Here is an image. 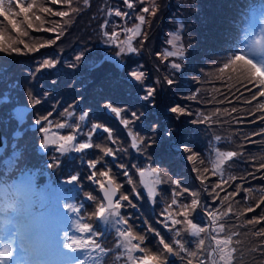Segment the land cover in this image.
Returning a JSON list of instances; mask_svg holds the SVG:
<instances>
[{
    "label": "snow or ice",
    "instance_id": "snow-or-ice-1",
    "mask_svg": "<svg viewBox=\"0 0 264 264\" xmlns=\"http://www.w3.org/2000/svg\"><path fill=\"white\" fill-rule=\"evenodd\" d=\"M122 3L125 8L135 12V21H137L132 27L121 28V32L125 33V39L117 41L119 33L115 29L111 32L103 31L108 21H105L101 25L102 34L106 38V42L117 43L119 47L117 56L125 52L134 53L138 51L133 46V40L137 37H143L140 40V44L143 45L147 39V34L142 31L143 26L145 24L150 25L151 23L147 17H155L159 11L156 0H122ZM82 4L83 8H87L90 6V0H82ZM50 5H66L68 6V10H55ZM138 5H141V7H139V11H136ZM83 8L76 4V0H0V17L3 18V21H0V53L5 55H25L55 45L57 40L64 34V26L71 23L72 15L83 11ZM107 15H114L124 19L129 17L130 12L122 11L120 8H108ZM48 17H59L61 20L54 22L48 19ZM4 22H6V25ZM53 23L55 25L54 27L45 26L46 24ZM28 30L55 33V38L43 42H35L31 38ZM179 41L180 36L172 33L171 38L167 41L172 47V50L157 53V56L161 59V63L171 57H184V46L179 44ZM83 56L84 53H80L75 57V60L80 61ZM56 63V60L44 59L37 66L33 75L44 69L54 68ZM69 67H76V65L71 64ZM169 67L179 73L183 70L184 66L179 62L173 61L169 64ZM10 71V69H0V73H2L0 74V83H3V76L7 75ZM218 71L220 73V79L235 81L236 84L240 85V88H243L250 94V98L244 99L245 104L253 106L247 113L249 116L255 117L250 122L256 123L257 120L264 122V100L258 99L264 98V39L257 38L246 49L234 52ZM225 73H227L226 76ZM127 76L131 80L143 84L145 73L137 68L129 71ZM165 82L169 86L176 83L174 79L168 77H165ZM199 82V80H196V83ZM232 87H235V85L233 84ZM231 90L229 88L230 92ZM6 91L7 85H5ZM236 91L239 92V88ZM5 92H0V100L7 99ZM198 92L199 89L194 91L190 96L184 97V99L194 101L197 99ZM155 95V88L146 87L145 95L141 99L150 102L154 106ZM242 95L243 93H240V96ZM27 96L30 106L35 107L41 103L40 99H37L32 92L29 91ZM235 98L239 99L240 97ZM213 100H215V97H213ZM208 102L211 103L212 101ZM215 102L221 104L227 102L231 104L232 100L225 96L223 100H215ZM4 106V103H0V108ZM103 108L113 113L120 123L128 129V136L131 138V147L133 149L141 151L142 145L147 143L150 146L156 143L155 140L146 141L145 137L133 132L129 127L130 124L140 119L142 113L138 115L136 112H132L131 118L129 119L123 115L126 109L115 107L111 103H104ZM168 111L176 114L177 118L180 116L195 115L197 118L192 119L190 123L200 125L213 123V117L216 116H231L232 113L237 112V109L233 107L229 111L228 109L216 108L211 115H206L201 111L193 113L187 106L177 104L170 107ZM65 114L67 116L72 115L67 109L65 110ZM17 115L20 118L23 117V113H17ZM51 115L52 113L49 112L47 115L35 120L36 125H41L38 129L42 134L40 148L48 149L50 146H54L55 150L61 155L69 152L84 153L93 148H98L103 153L102 157L87 161L88 168L92 170L87 176V179L97 186V192L99 193V195H94L92 192L85 193V198L95 204L94 210L87 215L90 221L94 219L106 226L115 227L117 236L115 246L119 250V255L116 257L117 260L124 257L128 264H170V257H178L183 264H238V253L240 251L238 245L240 241L235 238L240 233L230 230L226 221L229 219L230 214L240 218L246 215V213L253 212L255 208L248 206L240 212L234 207V198L239 195L241 185H235L236 191L228 192L226 188L230 187L231 182L237 180L238 177L229 175L225 179L224 172L226 165L242 155V153L233 150L221 151L216 149L214 159L208 162L211 165L210 170L208 166H205V160L200 158V153L193 151L188 145L182 144L179 146L183 153L187 154L186 159L193 165L192 171L197 173L196 179L201 185H206L209 175L216 176L219 174L221 179L211 185L209 195L212 196V205H202L199 192L191 191L183 187L179 180L170 178V183L175 186L172 191V199L161 212V216L164 219L158 221V223L162 224L169 232H172L173 236L170 239H166L160 231H157V229L151 226L148 227L147 231L154 233V238L157 239L158 246L153 250L143 246L146 236L137 234L133 226L129 224L128 217L121 214V209L125 207L123 202L126 201L127 206L132 208H135L136 205L132 203L129 195L123 193L122 185L117 181L116 174L112 172L111 168L102 167L100 170H97L98 165H103V157L110 156L115 158L116 152L119 149L114 150L110 147H102L99 144H94L92 138L94 134L102 130L108 134V140L112 141V143H117L112 129L101 123H93L88 132L84 134L87 139L78 140L79 130L81 128L79 122L85 121V118L89 116V112L84 111L78 117V122L75 125L67 124V122H59L52 125L49 121V116ZM215 122L221 123L223 121L217 120ZM52 127L56 129H64L67 127L70 131L67 134H60L59 132H53ZM153 127H156V125H153ZM166 135L171 137L173 131L168 130ZM257 135H264V128L260 132L251 133L245 139L250 140L251 136ZM215 139L219 141L221 137L216 136ZM253 160H255V157H253ZM197 162L204 167L202 169L197 167ZM58 163V160H54L53 164H50L49 167H54ZM116 167L122 170L123 175L128 178L127 182L129 184H135L125 164L120 163ZM133 167L140 177L139 182L146 190L148 199L153 200L157 195L155 185L162 182L160 180L161 170L156 167H149L147 169L140 168L136 165H133ZM254 168L255 172L264 170V158H261L258 163L254 164ZM255 172L247 173V175L255 179ZM146 173L153 177L152 181H145L144 177ZM239 179H244V177H239ZM79 180L80 177L78 175H71L65 183L75 184ZM243 190L245 192L252 191L251 189ZM205 191H208L207 186H205ZM261 191H264V188ZM132 192L137 198H140V193L135 186L132 188ZM221 192L225 193L222 197L220 195ZM184 193H187L191 197L190 202L181 203L179 201L178 198L183 196ZM245 199H249V197L246 196ZM217 201H219V204H217ZM261 202H264V195L260 196V200L256 203L255 207H260ZM221 205L224 206L221 207ZM65 207L69 212L76 213L79 216L78 220L73 221V228L80 235H70L68 232H65L62 242L53 240L46 246L31 252L21 244L16 252V259L13 264H26V262L27 264H46V258L50 256L58 258L59 264H86V261H93L94 264H100L102 258L111 251L110 248L102 246L99 242L98 238L103 236V231L95 228L92 223L81 222L83 217L80 216V207L73 204H67ZM17 211L13 209L14 214ZM200 213L206 218V222L203 225L195 221L196 215ZM262 222H264V216L253 217L244 221L249 226L259 225ZM10 223L15 227L14 221H10ZM182 234L194 238V247H189L187 242L181 239ZM251 236L259 241L258 244L251 248V252L259 253L264 258V229L253 230ZM74 253H84V258L81 259L79 255H73ZM12 257V247L5 245L3 250H0V264H9V260ZM30 257L31 259H29ZM261 264H264V259L261 260Z\"/></svg>",
    "mask_w": 264,
    "mask_h": 264
},
{
    "label": "rangeland",
    "instance_id": "rangeland-1",
    "mask_svg": "<svg viewBox=\"0 0 264 264\" xmlns=\"http://www.w3.org/2000/svg\"><path fill=\"white\" fill-rule=\"evenodd\" d=\"M201 2L202 0H156V3L159 6V11L155 17H147L151 23L150 25L145 24L142 29V31L147 34V39L143 45L140 44V40L143 39V37H137L135 40H133V46L138 49V51L134 54L135 56H130L127 52L117 56V52H119L117 43L106 42V38L102 34L101 25L104 24L105 21H108L103 31L111 32L113 29H115L119 33L117 41L124 40L125 33L121 32V28H129L137 23V21H135V12L125 8L123 6L122 0H107L104 1L98 8L96 7L95 21L97 24L94 28H88V31L83 29L80 33H71L70 30H67V25H65L64 34L57 41L63 45V51L67 50V47L64 46V43L68 38L71 40V44H74V47L65 53L61 58L60 56L62 53L59 54L56 59L57 63L55 67H58L56 73L62 77L64 82H67V90L63 91L68 96H71L72 93L75 94L74 100L70 103L75 104L85 96V92L87 90L86 85H88L90 80H85L84 76L89 70L100 69L104 74L118 78L119 83L121 84L116 83V85L113 87L118 90L123 104H125L124 107L118 108L129 109L130 115L132 112H136L138 115L142 113L140 119L133 123L141 127H145V130L142 131L141 129L138 134L145 137L146 141H156V143L151 144L150 146H148L147 143L142 145L141 152L145 154V149H147L146 154H148L151 151L150 147H152L153 150H158L160 147V139H171L168 135L164 137L161 135V132L157 128L158 124H150L148 121V117L150 116L151 112L156 110L155 104L161 94H158V92H162V89H165L172 93L177 89H181L183 84L186 85L187 88H190L192 86V77L189 75L181 76L183 81L180 79H174L176 83L172 86H169L165 82L166 75L173 76L177 73L169 67V64L173 62V60L181 63V58L171 57L167 61L161 63V59L157 56V53L172 50V47L167 43V41L171 38L172 33H176L180 36L179 42L184 46L185 51L186 48H189V51L192 52L196 48L197 31L191 27L190 22L193 18L192 13L194 12V5L196 3L200 4ZM199 4L195 5V9ZM171 5L176 8L171 10ZM50 6L55 10H67V6ZM139 7H141V5L137 6L136 11H139ZM108 8H120L122 11H129L130 15L124 19L114 15L109 16L107 15ZM88 14H90L89 11ZM163 18H165L168 22V24H165L170 27L166 31H164L159 26H162L160 21ZM48 19L54 22L61 20L59 17H48ZM0 20L2 19L0 18ZM45 26L54 27L55 25L53 23L46 24ZM241 26L242 29L238 47L239 50L246 49L257 38L264 39V5L252 6L248 10L246 18L243 20ZM28 31L30 32L31 38L35 42H43L45 40L55 38V33L43 31L35 32L32 30ZM205 34L211 35V32L206 31ZM184 40L186 41V45H184ZM36 53L37 52L25 55L3 54L4 60L2 62L1 69L8 68V66L19 57H24L25 59L34 58L37 55ZM80 53H84V56L80 61H76L75 57ZM152 59L154 60V64H157V67L159 68V74L154 73L152 67L150 66V61ZM128 61H130L132 65L126 67ZM71 64H75L76 67H69ZM137 68L145 73L143 84H139L127 76L129 71ZM9 69L11 70V68ZM33 73L34 69H30L29 71L23 70V68H20L16 71L11 70L7 75L3 76V83H0V92H5V85H7V91L5 92L7 99L0 100V103H4L5 105L3 108H0V125L4 127L10 138L7 150L5 151L4 155L0 157V163H4L5 165L2 167V174L7 178V180L4 182V185H2V182H0V185L2 186L1 188L15 190L22 184H28L30 189L34 190L36 194V200L38 204L42 206V211L45 218L47 221L53 224L64 223L69 225L70 223L66 220V218L70 217L71 214H74V216L77 215L76 213L69 212L65 205L73 204L77 207H80V216L83 217L82 222L92 223L95 228L103 231V236L98 238L99 242L102 244V246L111 249V251L102 258L100 264H128L124 257H121L119 260L116 259L117 255H119V250L115 246V241L117 240L115 227L106 226L101 222L95 221L94 219L91 221L88 220L87 214L94 210L95 204L85 198V193L92 192L94 195H96L97 186L92 184L87 179V176L92 171L88 168L87 161L89 159H98L103 156V153L98 148H93L87 150L84 153L69 152L65 155H61L55 150L54 146H50L48 149H42L39 146L42 140V134L38 130L41 125L35 124V120L37 118L45 116L51 112L52 115L49 116V121L52 125H55L59 122H67V124L75 125L78 122V117L81 114H77L69 110V108L66 109L72 113L71 116H67L65 114L66 109H62L59 114H54V104L53 102H49V96L54 99L56 105L57 94L55 93L48 94V96H46L45 99L41 101L35 113L26 122L24 121L19 123L11 114V109L13 106L16 104H22L21 100L28 94L29 91L41 94L37 85L35 87H32L31 85ZM187 77H190V79H187ZM128 83L139 84L141 89L136 92V98L131 101H129V93L126 89ZM43 85L44 84L42 83L41 86L44 87ZM146 87H152L156 89L154 106H152L150 102L141 99V97L145 95ZM64 97L65 95L61 96L59 101L64 99ZM114 121L115 123L117 122L118 125H122L115 116ZM79 123L81 128L79 130L78 140L87 139L84 134L88 132L93 123H101L105 125V123L95 119L88 121L87 117L85 118V121ZM153 125H156V127H153ZM52 131L59 132L60 134H67L70 129L67 127L64 129H56L55 127H52ZM118 133V135L113 133L117 143H112V141L108 140V134L104 133L102 130L94 134L92 138V142L94 144H99L102 147H110L116 150L119 149V151L116 152L115 158L110 156L103 157V165H98L97 170H100L102 167L112 168L114 167L113 164H119L120 162L118 160L121 158L123 151L125 152V159H132L129 164H123L127 166V171L129 172V175L135 184H129L127 182L128 178L125 176L119 178V180L123 182V193L129 195V197H131L133 194L131 200L132 203L136 205V207L132 208L127 206V202H123L125 207L121 209V214L125 217H128L129 224L133 226V229L137 234H143L146 236L143 246L155 250L158 246L157 239L154 238V233L147 231L148 227L151 226L157 229V231H160L166 239H170L173 236L172 232H169L163 227L162 224L158 223V221L164 219V217L161 216V212L169 204L163 202L164 193L161 191L160 185L163 182L169 187L174 188L175 186L170 183V178L176 180L179 179L174 176L172 177L170 174H166L164 171V177L161 178L162 182L155 185L157 195L153 198V200H149L146 190L144 189L143 185H140V177L137 175L136 169L133 167V165L147 169L150 167L151 163L147 160V158L141 160L139 157L140 153H138L137 150H130L129 147L131 145V138L129 136L126 138V136L122 134L120 130ZM122 147L124 150L121 149ZM2 151L3 150H0V154ZM54 160L59 161L58 165L49 167L50 164H53ZM205 166H208L211 169V165L209 163H207ZM200 168L202 169L203 167ZM71 175H78L80 177L79 182L75 184L65 183V181ZM118 175H123L122 170L118 172ZM148 175L149 174L146 173L144 177L145 181H152L153 177ZM180 183L183 187H186L191 191L199 192L200 200L203 195L201 190H205V186H207L198 184L196 177L193 176H190V180H183L180 181ZM134 186L140 193V198H137V196L131 191ZM207 188L209 190L206 191V193H209L211 191V187L209 188L207 186ZM179 198L186 199L187 201L191 200V197L187 193H184V195ZM161 203L163 204L161 205ZM33 204L34 201L31 199L26 202V207L31 208ZM13 209L18 210L15 213L17 216L21 215L19 211H23L21 207H15ZM13 209L8 210L7 213L3 214V217H9L10 221H14L15 227H13V224L10 223V221L3 222V217L0 219V250H3L5 245H10L13 249V257L9 260V264H13L15 261L16 252L21 244H23L25 249L28 247L27 250L29 252L34 250V244H32V242H28L29 237L26 238L25 234L21 233L23 230H21L20 222L16 221V216L13 213ZM156 209L158 214L154 213ZM2 210L7 209L5 208ZM150 211L152 214L149 213ZM138 218H140V220H138ZM20 220L27 219L23 217L20 218ZM195 221L203 225V223L206 222V218L202 213H200L196 215ZM57 228V226L53 225L48 227V229H45V232L48 234V240L43 244V247L53 240L56 242H62L65 232H68L70 235L76 233L72 232L66 227L61 228L65 229V232H60V234H57ZM13 233H15V235H13ZM77 235L80 234L78 233ZM181 239L187 242L189 247H194L193 237L182 234ZM73 255H79L81 259L84 258V253H74ZM50 257L53 259V264H59L58 258L55 256ZM29 259H31V257ZM86 264H94V262L86 261ZM170 264H183V262L178 257H170Z\"/></svg>",
    "mask_w": 264,
    "mask_h": 264
},
{
    "label": "trees",
    "instance_id": "trees-1",
    "mask_svg": "<svg viewBox=\"0 0 264 264\" xmlns=\"http://www.w3.org/2000/svg\"><path fill=\"white\" fill-rule=\"evenodd\" d=\"M104 1L107 0H98V3L97 0H90V6L83 8L82 0H76V4L83 8V11L72 15L71 23L67 25V30H70L71 33H80L83 29L88 31V28H94L97 24L95 21L96 7L98 8ZM195 5L193 8L196 13H192L193 18L190 25L197 31V46L192 52L189 51V48H186L185 55L180 61L184 66L181 72H177L176 75L173 76L166 75L168 78L180 80H182L181 76L189 75L192 77V86L187 88L186 85L183 84L181 89H177L172 93L165 89H162V92H158V94H161L155 104L156 110L151 112L148 121L150 124H158L157 128L163 137L167 136L166 132L168 130H172L173 135L170 137L171 139H160V147L158 150H153V148L150 147L151 151L148 154H146L147 149H145V154L138 151V153H140L139 157L141 160L147 158L151 163L150 167H156L161 170L160 180L164 177L163 172L165 171L166 174H170L172 177H177L180 181H183L190 180V176L196 177L197 173L192 171L193 165L187 161V154L183 153L180 149L179 146L182 144L188 145L193 151L200 153V158L204 159L206 164L214 159L216 149L221 151L233 150L242 153V155L235 158L225 167V179H227L229 175L238 177L237 180L231 182V186L227 187L226 190L228 192L236 191L235 185H241L239 195L234 198V207L240 212L248 206L254 207L255 210L246 213V215L240 218H237L236 215L230 214L226 224L230 230L240 233V235L235 238L240 241V244L238 245L240 250L238 253V264H261V260L264 258H262L259 253L251 252V248L259 242L258 239L251 236V232L255 229H264V222L259 225L249 226L246 225L244 221L253 217L264 216V202L260 203V207H255L256 203L260 200V196L264 195V191H261V189L264 188V170L255 172L254 168V164L258 163L261 158H264V135L251 136L250 140H246L245 137L250 136L253 132H260V130L264 128V122L259 120H257L256 123L250 122L255 119V117L249 116L247 113L253 106L244 103V99L250 98V94L243 88H240V85L236 84L235 81L220 79V73L218 70L234 52L240 51L238 47L243 20L246 18L248 10L252 6L264 5V0H202V2L196 6V9ZM173 8L176 7L171 5V10ZM88 11L90 14H88ZM0 18L2 19L0 21H3V18ZM160 23L162 26H159L164 31L170 28L165 24H168L165 18H163ZM4 24H6V22H4ZM206 31L211 32V35H206ZM184 42V45H186L185 40ZM64 44V46L67 47L66 51H63V45L57 41L55 45L40 49L34 58L25 59L24 57H19L12 62L8 68L4 69L11 68L13 71L20 68L27 71L34 69L35 72L37 66L44 59L56 60L60 53H62L60 56L61 58L74 47V44H71L69 38ZM134 54L135 52L129 53L128 55L135 56ZM135 58L138 59L137 57ZM0 59L1 69L4 60L3 53H0ZM173 61L177 62L176 60ZM131 65L132 63L128 61L126 67ZM150 66L154 73L159 74V68L157 67V64H154L153 59L150 61ZM56 70H58V67L44 69L33 75L31 85L32 87L37 85L42 94L32 92L37 99L42 101L48 96V94L55 93L57 94L56 105L54 99L49 96V102H53L54 104V114H59L62 109L66 108H69V110L77 114H82L84 111H87L89 112V116L87 117L88 121L95 119L103 122L112 129L113 133L118 135V131L120 130V132L128 138V129L123 125H118L117 122L115 123V115L103 108L104 103H111L115 107L125 106L120 93L115 87H113L116 83L121 84L119 83L118 78L108 76L100 69L89 70L84 76L85 80H90L88 85H86L87 90L85 96L79 102L71 104L70 102L74 100L75 94L72 93L71 96H68L63 91L67 90V82L63 81L62 77L56 73ZM226 75L227 73H225V76ZM190 77H187V79H190ZM194 77L196 78L195 80ZM196 80H199L200 82L196 83ZM42 83L44 84V87L41 86ZM233 84L235 87H232ZM229 88L232 89L231 92L229 91ZM237 88H239V92L236 91ZM126 89L129 93V101L135 99L136 92L141 90L140 85L136 83H128ZM197 89H199V92L196 100L184 99V97L190 96ZM45 93H47V95H45ZM240 93H243V95L240 96ZM63 95H65L64 99L59 101V98ZM225 96L232 100L231 104H228L227 102L222 104L215 102V100H223ZM213 97H215V100H213ZM235 97L240 98L237 99ZM258 99L264 100V98ZM208 101L212 102L209 103ZM21 102L22 104L30 106L27 95L21 100ZM177 104L187 106L193 113L201 111L206 115H211L216 108L228 109L230 111L231 108L235 107L237 112L232 113L231 116L222 115L213 117V123L211 124L193 125L190 121L197 118L195 115L180 116L177 118L176 114L168 111L170 107ZM38 106L39 104L33 107V111L26 121L35 113ZM123 115L125 118H130L131 115L129 109H126ZM257 115H259V113H257ZM217 120L223 122L217 123L215 122ZM1 127L4 136H6L7 139H10L4 127L2 125ZM129 127L135 133H138L141 129L142 131L145 130V127L133 123L130 124ZM216 136H220L221 140L217 141L215 139ZM129 148L131 151H136L131 145ZM121 149L124 150L123 147ZM4 153L5 151L2 155H4ZM124 155L125 152L123 151L122 156L118 161L120 163L129 164L132 159H125ZM253 157H255V160H253ZM113 165L114 167H112L111 170L116 174L117 181L122 185L123 182L120 181L119 178L124 177V175L119 176L118 172L121 170L116 167L115 164ZM4 166V163H0V178L2 181L7 179L2 176V167ZM196 166L204 167L199 165L198 162ZM250 172H255V179L247 175V173ZM239 177H244V179H239ZM220 179L221 177L219 174L216 176L209 175L206 185L210 188L212 184L218 182ZM197 183L200 184L198 180ZM160 186L161 191L164 193L163 202L170 203L173 188L163 182ZM1 187L2 186L0 185V200L4 201V199L7 198H15L16 206L23 209V211L20 212L22 216L34 212L35 210H39L36 194H34L31 189L27 187H19L12 190ZM243 189H251L252 191L245 192ZM201 191L203 192L201 204L212 205V196H209V193H206L205 190ZM96 195H99V193L97 192ZM220 195L222 197L225 193L221 192ZM246 196L249 197V199H245ZM132 197L133 194L130 199ZM31 199H33L34 204L31 208H27L26 202ZM178 199L181 203L190 201L182 198ZM162 204L163 203H161V205ZM217 204H219V201H217ZM223 206L224 205H221V207ZM149 213L152 214L151 211ZM154 213L158 214L157 209ZM78 219L79 216H74V221ZM138 220H140V218H138ZM4 221H10V218H5L3 222ZM19 222L21 224V230H23L25 234L31 235L30 241L34 244V250L43 247V244L48 240V234L44 231L42 226L37 224L36 219L32 217L29 221ZM61 227H67L72 232H75L73 223L67 226L66 224L61 223ZM60 232H65V229L57 230V234H60ZM77 234L78 233H74L72 235ZM52 262L53 259H51V257L46 259V264H53Z\"/></svg>",
    "mask_w": 264,
    "mask_h": 264
},
{
    "label": "water",
    "instance_id": "water-1",
    "mask_svg": "<svg viewBox=\"0 0 264 264\" xmlns=\"http://www.w3.org/2000/svg\"><path fill=\"white\" fill-rule=\"evenodd\" d=\"M30 110H31L30 108H27L24 106H17L14 108L13 112L19 120H23L28 115ZM17 113H23V117L20 118V116H18ZM4 141H5V139L2 137V135L0 133V146H2Z\"/></svg>",
    "mask_w": 264,
    "mask_h": 264
}]
</instances>
